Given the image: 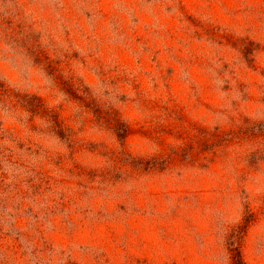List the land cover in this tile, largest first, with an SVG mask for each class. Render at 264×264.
Returning a JSON list of instances; mask_svg holds the SVG:
<instances>
[{"label":"rangeland","instance_id":"1","mask_svg":"<svg viewBox=\"0 0 264 264\" xmlns=\"http://www.w3.org/2000/svg\"><path fill=\"white\" fill-rule=\"evenodd\" d=\"M264 264V0H0V264Z\"/></svg>","mask_w":264,"mask_h":264},{"label":"trees","instance_id":"2","mask_svg":"<svg viewBox=\"0 0 264 264\" xmlns=\"http://www.w3.org/2000/svg\"><path fill=\"white\" fill-rule=\"evenodd\" d=\"M230 251L232 254V264H246L242 258L239 245H231Z\"/></svg>","mask_w":264,"mask_h":264}]
</instances>
